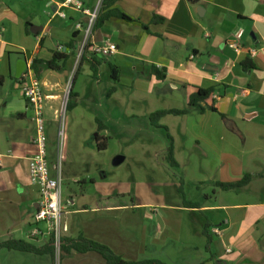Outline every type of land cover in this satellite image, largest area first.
Here are the masks:
<instances>
[{"label": "crops", "instance_id": "obj_1", "mask_svg": "<svg viewBox=\"0 0 264 264\" xmlns=\"http://www.w3.org/2000/svg\"><path fill=\"white\" fill-rule=\"evenodd\" d=\"M62 1L0 0V242L23 239L42 246L49 240L29 237L39 201L38 187L29 176L36 152L32 143L36 124L16 87V71L22 60L26 65L35 59L51 60L62 44L63 53L73 52L59 70L64 75L39 64L38 77L46 108L54 118L71 88L75 93L72 100L77 104L64 112L67 133L61 175L65 185L90 181L96 187L97 174L106 177L100 169L103 149L97 139L104 136L109 122L102 110L103 81L114 87L106 94L113 99L112 110L129 117H136V111L185 109L200 89L216 90V111L201 102L203 112L190 107L186 114L159 120V128H165L172 139L177 162L163 167L162 201L144 200L149 195L137 189L68 191L63 200L68 227L63 240L84 237L127 261L264 264V0H115L103 11L118 9L131 20L109 17L95 28L92 43L117 46L111 55H95L99 60L96 79L89 60L72 68L82 39L76 23L84 26L87 17L63 7ZM81 1L92 9L98 0ZM72 39L70 50L65 44ZM246 61L253 68L244 69ZM80 70L84 77L81 89L76 90ZM159 71L164 78L158 76ZM126 124L127 130H137L129 120ZM130 138L123 140L125 145ZM54 169L53 165L52 175ZM245 175H250V181L238 190L216 185L240 181ZM184 201L199 203V207ZM207 224L213 237L209 250L204 233ZM215 227L219 234L213 232ZM42 238L45 241L40 243ZM54 261L51 254L0 249V264ZM60 264L108 263L97 252L72 251Z\"/></svg>", "mask_w": 264, "mask_h": 264}, {"label": "rangeland", "instance_id": "obj_2", "mask_svg": "<svg viewBox=\"0 0 264 264\" xmlns=\"http://www.w3.org/2000/svg\"><path fill=\"white\" fill-rule=\"evenodd\" d=\"M78 62L79 58L77 57L76 66L74 61L71 63L72 68L78 69ZM57 74L64 75V73L60 71H57ZM79 74L80 79L77 81L76 86L74 85L76 90L81 89L84 70H80ZM69 75L71 76V79H73L74 73L71 69L69 70ZM100 88L104 90L105 94L102 107L105 114L104 120L105 122L107 119L109 120V122L106 123L108 126L103 128L102 131V134L108 137L107 147L99 154L100 169L104 172L106 177H101L99 175L100 173H98L96 179L99 186L96 187L94 185L91 186L90 181L84 185L83 183L63 184V200L68 191L78 194L84 190L83 188H89L92 190V193H98L102 187L112 190H130L131 192H135L137 189L139 192L147 193L149 195L145 196L144 200L148 199L150 202L162 201L163 180H165L163 167L171 166L167 156L168 149L172 145V139L168 137L169 134L165 128H157V126L152 124L150 120V115L152 113L149 114L145 111H136V117H129L125 115L124 112L122 115V111L118 110V117L117 109L112 110L111 104L113 105V99L110 97L108 99L106 97V94L111 88L109 81H103V83L100 84ZM67 99L68 93L65 96L62 105L63 111L61 109V113L56 114V118H54L53 111L48 110L46 107L43 116L49 167L52 169L53 165H58L62 172H64L65 169L64 155L67 133V116L64 112ZM162 106L164 105L162 104ZM128 120L131 124H135L137 130L132 131L131 128L127 130L126 122ZM132 120H136L137 122L133 123ZM145 121L147 124H144L146 123ZM138 127H141L142 129H139ZM118 133L121 134V136H119ZM128 136L131 138L130 141H128L129 143L125 145L123 140H126ZM140 141L145 143L142 144ZM116 156H124L125 160L119 165H114L113 159ZM183 188H185L186 191L189 190L188 187L184 186ZM205 190L209 191V188H206ZM194 193H196V191H194ZM44 241L45 238L40 239V243Z\"/></svg>", "mask_w": 264, "mask_h": 264}, {"label": "built area", "instance_id": "obj_3", "mask_svg": "<svg viewBox=\"0 0 264 264\" xmlns=\"http://www.w3.org/2000/svg\"><path fill=\"white\" fill-rule=\"evenodd\" d=\"M103 0H98L94 8L85 7L81 0H63V7H71L80 11L87 17V22L83 26L81 22L76 23V28L82 31V39L78 49L79 62L84 56L90 58L92 55L107 56L116 52L117 46L113 43L95 44L91 42L95 24L101 13ZM60 15L66 17L65 12ZM2 32L0 31V36ZM64 46L59 44L57 52H63ZM255 54V51L251 52ZM16 87L21 95L27 101L28 106L32 109L33 120L36 124V133L32 143L36 147V152L30 160L29 176L33 185L38 187L39 201L35 210L34 223L30 229L29 237L36 239L38 237H48L53 239L54 246V264H60V251L63 243L64 234L68 231L67 224L64 220L63 204V181L60 168L55 166V174H51L49 167L46 136L44 126V110L46 107V96L43 92L41 80L36 76L32 64L27 65L17 79ZM63 111V109H62ZM64 114V113H63ZM216 234L220 233L218 227L213 229Z\"/></svg>", "mask_w": 264, "mask_h": 264}, {"label": "trees", "instance_id": "obj_4", "mask_svg": "<svg viewBox=\"0 0 264 264\" xmlns=\"http://www.w3.org/2000/svg\"><path fill=\"white\" fill-rule=\"evenodd\" d=\"M115 0H103V5L101 9V13L97 19V22L95 24V28L99 27L103 21L106 18L109 17H117L123 20L130 21L131 19L127 17L123 12H121L118 9H112L110 11H107L106 13L103 11L106 9L109 5H111ZM191 3H197L198 0H189ZM95 30V29H94ZM27 32L28 29H27ZM76 35V34H75ZM74 35V36H75ZM68 49H73L74 46V39H72L70 42L65 44ZM73 55V52L71 51L70 53H63V52H55L52 59L49 61H43L39 59H35L32 62V68L38 77V74L40 72L38 65L39 64H45L47 68L55 71H59L63 68L65 65V62ZM83 60H89L91 62V70H92V76L94 78L97 77V72H98V65H99V60L96 58L95 55H92L90 58L87 56H84ZM81 61V62H82ZM243 68L248 70L253 68L252 64L250 62L246 61L243 63ZM111 75L113 77V80L116 82L118 80V77L116 72H114V68L111 67ZM156 71V69H155ZM160 78H164V75L160 73V71L157 73ZM39 78V77H38ZM1 80V79H0ZM114 90V87H112L107 95H110ZM215 88H210L208 90H202L200 89L198 92L193 94L190 99H189V104L188 107L185 109H163V110H158L156 112H153L150 115V120L154 126L160 127L159 125V120L166 116V115H183L186 114L189 110L190 107H195L199 108L201 112L205 111V107L201 105V102H207L209 105V108L213 111H216V108L213 106V94L215 93ZM75 97V93L73 92L72 88L70 89L68 93V99L65 105V110L68 111L75 107L77 104L75 101L72 99ZM98 140H101L98 143V147L100 149H105L107 147V139L108 137L106 136H101L98 135L97 137ZM168 161L171 164V166H176L177 162L174 158L173 154V147L172 145L168 149ZM250 175H245L240 181L237 182H232V183H221L217 182L216 185L223 189V190H236L239 189L243 186H245L249 181H250ZM184 203L187 206H192V207H199V203L196 202H189V201H184ZM210 226L209 224L206 225L204 233L207 237L208 245L207 249L209 250L210 244L212 242V235L210 233ZM7 249V250H15V251H20V252H29L37 255H44V254H51L52 257H54V246H53V239H49L47 243H45L42 246H37L33 243L27 242L23 239H8L6 241L0 242V249ZM72 251L76 252H88V251H93L101 254L106 262L108 264H166L160 260H154V259H148V260H141V261H127L124 260L122 257L114 253L109 247L100 244L98 242H95L93 240L86 239L84 237H79L77 240H67L64 241L61 245V251H60V257L62 258L65 254L70 253Z\"/></svg>", "mask_w": 264, "mask_h": 264}, {"label": "water", "instance_id": "obj_5", "mask_svg": "<svg viewBox=\"0 0 264 264\" xmlns=\"http://www.w3.org/2000/svg\"><path fill=\"white\" fill-rule=\"evenodd\" d=\"M20 63V64H19ZM17 65V71H16V77L19 78L20 75L22 74V72L26 69L27 65H26V60H22L20 61ZM124 160L123 156H116L113 159V164L114 165H119L122 161ZM37 207V205H36Z\"/></svg>", "mask_w": 264, "mask_h": 264}]
</instances>
